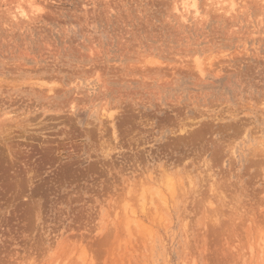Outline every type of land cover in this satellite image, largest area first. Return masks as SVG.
Wrapping results in <instances>:
<instances>
[{
    "label": "rangeland",
    "instance_id": "obj_1",
    "mask_svg": "<svg viewBox=\"0 0 264 264\" xmlns=\"http://www.w3.org/2000/svg\"><path fill=\"white\" fill-rule=\"evenodd\" d=\"M0 264H264V0H0Z\"/></svg>",
    "mask_w": 264,
    "mask_h": 264
},
{
    "label": "bare ground",
    "instance_id": "obj_2",
    "mask_svg": "<svg viewBox=\"0 0 264 264\" xmlns=\"http://www.w3.org/2000/svg\"><path fill=\"white\" fill-rule=\"evenodd\" d=\"M181 183V182H180Z\"/></svg>",
    "mask_w": 264,
    "mask_h": 264
}]
</instances>
